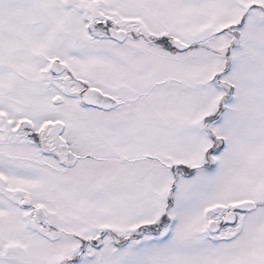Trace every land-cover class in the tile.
<instances>
[{
	"label": "snow or ice",
	"instance_id": "obj_1",
	"mask_svg": "<svg viewBox=\"0 0 264 264\" xmlns=\"http://www.w3.org/2000/svg\"><path fill=\"white\" fill-rule=\"evenodd\" d=\"M0 264H264V0H0Z\"/></svg>",
	"mask_w": 264,
	"mask_h": 264
}]
</instances>
